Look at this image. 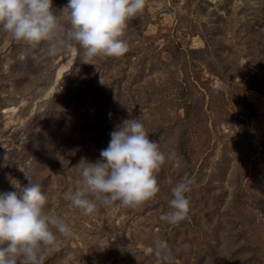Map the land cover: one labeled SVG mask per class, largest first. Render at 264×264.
Masks as SVG:
<instances>
[{
    "label": "rangeland",
    "instance_id": "1",
    "mask_svg": "<svg viewBox=\"0 0 264 264\" xmlns=\"http://www.w3.org/2000/svg\"><path fill=\"white\" fill-rule=\"evenodd\" d=\"M122 39L124 56L85 64L79 45L50 56L0 30V192L29 177L72 230L45 264H264V0H146ZM131 118L166 156L160 191L85 215L64 197L75 166ZM185 177L190 212L174 226L163 217Z\"/></svg>",
    "mask_w": 264,
    "mask_h": 264
},
{
    "label": "clouds",
    "instance_id": "2",
    "mask_svg": "<svg viewBox=\"0 0 264 264\" xmlns=\"http://www.w3.org/2000/svg\"><path fill=\"white\" fill-rule=\"evenodd\" d=\"M145 5L146 0H68L61 14L67 12L68 24L62 25L52 0H0V30L31 47L47 42L50 56L79 45L85 64H91L97 56L122 57L129 51L122 39L124 30ZM110 137L99 159H82L75 166L80 178L75 190L64 193L85 215L93 214L98 204L119 201L121 206L135 207L160 191L156 175L166 156L140 118L122 121ZM28 179L30 183L18 191L0 192V264H45L48 253L60 246L56 233L72 235L56 212L46 210L48 197L41 186ZM193 183V178L185 177L172 187V211L163 217L169 224L188 218ZM154 251L161 255L159 244Z\"/></svg>",
    "mask_w": 264,
    "mask_h": 264
}]
</instances>
